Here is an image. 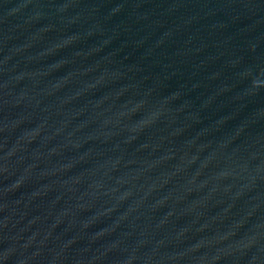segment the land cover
Segmentation results:
<instances>
[{
    "label": "water",
    "instance_id": "obj_1",
    "mask_svg": "<svg viewBox=\"0 0 264 264\" xmlns=\"http://www.w3.org/2000/svg\"><path fill=\"white\" fill-rule=\"evenodd\" d=\"M0 264H264V0H0Z\"/></svg>",
    "mask_w": 264,
    "mask_h": 264
}]
</instances>
